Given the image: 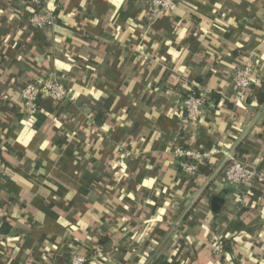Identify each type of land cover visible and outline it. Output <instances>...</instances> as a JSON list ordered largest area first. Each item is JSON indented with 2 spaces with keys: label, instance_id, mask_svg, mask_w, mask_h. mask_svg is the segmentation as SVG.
Masks as SVG:
<instances>
[{
  "label": "crops",
  "instance_id": "1",
  "mask_svg": "<svg viewBox=\"0 0 264 264\" xmlns=\"http://www.w3.org/2000/svg\"><path fill=\"white\" fill-rule=\"evenodd\" d=\"M242 61L264 84V0L158 18L148 0H0V264H264V102L235 100ZM49 72L69 98L30 114L18 90ZM176 147L209 156L191 176ZM230 156L257 170L252 193L225 183Z\"/></svg>",
  "mask_w": 264,
  "mask_h": 264
},
{
  "label": "built area",
  "instance_id": "2",
  "mask_svg": "<svg viewBox=\"0 0 264 264\" xmlns=\"http://www.w3.org/2000/svg\"><path fill=\"white\" fill-rule=\"evenodd\" d=\"M180 0H148L150 6V15L153 18H158L163 13L170 11L174 5ZM28 24L32 29H39L47 25L55 23V17L50 12H40L31 10ZM252 65L248 62L237 67L231 77V82L234 88L238 91L247 89L252 84ZM43 89L47 97L55 102H62L69 98L67 87L60 81L54 72L47 73L43 78L37 80L36 83L27 82L18 90L22 104L27 111L35 108V99ZM210 94V89L207 87L198 88L196 91L186 95L182 104L185 111V122L195 123L202 113L203 106ZM235 100H238L239 95H235ZM173 156L177 161L178 168L188 175H194L198 171V167L202 161L208 157V153L193 151L186 147H176L173 150ZM225 183L241 187L245 193L250 194L253 191L257 170L230 156L223 170ZM212 251L219 253L222 251L220 241L210 243ZM70 264H85L87 256L76 252L70 253ZM156 264V263H155Z\"/></svg>",
  "mask_w": 264,
  "mask_h": 264
},
{
  "label": "trees",
  "instance_id": "3",
  "mask_svg": "<svg viewBox=\"0 0 264 264\" xmlns=\"http://www.w3.org/2000/svg\"><path fill=\"white\" fill-rule=\"evenodd\" d=\"M59 11L57 8H55L52 12V15L55 17V22H58L59 20L57 19V15H58ZM245 62L242 61L240 64H244ZM239 67V66H238ZM237 67H235L233 70H235ZM200 81V79L198 80ZM29 82L32 83H36L37 79H33L30 80ZM196 91V90H195ZM239 96L242 99H247L251 94L252 96H254V98L256 99V101L258 103H263L264 102V84H260V83H253L249 88L247 89H243L239 91ZM55 101L49 99L47 97L46 92L41 89L40 92L38 93L36 99H35V108L31 111H28V113L33 114V112H35L36 110H38L39 108H41L42 110H44L45 112H52L53 111V103ZM224 242V241H223ZM223 248L225 250H229L230 247H228V244L223 243ZM165 264V263H163Z\"/></svg>",
  "mask_w": 264,
  "mask_h": 264
},
{
  "label": "water",
  "instance_id": "4",
  "mask_svg": "<svg viewBox=\"0 0 264 264\" xmlns=\"http://www.w3.org/2000/svg\"><path fill=\"white\" fill-rule=\"evenodd\" d=\"M211 203H212L213 209L215 211H217L220 208V206L222 205L223 199L221 197H219V196H213L211 198Z\"/></svg>",
  "mask_w": 264,
  "mask_h": 264
}]
</instances>
